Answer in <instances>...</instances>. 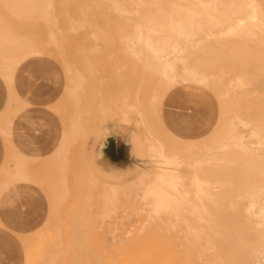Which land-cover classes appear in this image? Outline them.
<instances>
[{"label":"bare ground","instance_id":"obj_1","mask_svg":"<svg viewBox=\"0 0 264 264\" xmlns=\"http://www.w3.org/2000/svg\"><path fill=\"white\" fill-rule=\"evenodd\" d=\"M133 1L110 5L116 11H135L136 15L140 10L153 12V16L131 20L133 31L121 38L125 53L155 76L171 82L173 87L180 85L193 91L203 108L209 105L206 89L209 85L216 87L217 95L224 94L231 99L228 101L229 119L226 133L219 137L218 144L204 146L206 155L202 159H193L189 157L197 152L194 149L196 140H184V149L168 148L164 146L165 142L163 144L151 136L147 131L149 123L145 124L148 116H142L146 113L144 110L141 112L146 107L139 106L143 104L141 100L133 102L134 98L124 93L119 100L100 104L102 124L116 119L125 126H134L130 138L136 154L143 156L145 150L148 161L154 164L139 176V179L152 183L151 189L141 194L142 199L151 204L162 203V218L177 221L164 225V230L171 233L177 227L179 235L178 238H121L119 246L110 249L112 258L104 259V264H264V0ZM53 2L0 0V79L8 85L20 59L41 58L42 54L30 44L20 46L18 52L8 48L5 12L20 17L33 14L47 17L53 9ZM207 47L216 53L217 60L224 55L227 66L210 71L199 66L204 56L202 51ZM221 84L223 91L219 90ZM74 86L76 84H72L68 91L75 98ZM243 95L247 100L245 105L238 102ZM151 98L155 99L154 94ZM102 124L95 126L97 137L104 135ZM114 127L121 133L126 130L118 125ZM135 131L145 137V148L134 136ZM68 139V133L62 132L60 145L55 151L59 158L65 152ZM207 154L213 159L207 158ZM222 156H227L226 168L224 175H219L225 180L216 176L217 184L226 183L229 190L215 193L223 192L230 197L204 198L203 191L199 190L201 167L209 161L215 168L220 167ZM182 166H187L189 172L182 173ZM187 184L189 188L185 189ZM107 193L109 197L105 196V201H113L114 189L109 188L103 194ZM159 193L162 194L160 200L154 198ZM151 209L159 207L151 206ZM136 213L133 209L128 215L137 216ZM78 241L74 248L79 245ZM59 243L51 249L59 250L56 247L62 241ZM76 249L81 250V246ZM82 250L80 252L85 254L87 248ZM56 251L52 254L57 255L58 261L61 251L57 252L59 257ZM82 253L80 258L77 255L76 264H81ZM94 254L91 253L97 257Z\"/></svg>","mask_w":264,"mask_h":264},{"label":"rangeland","instance_id":"obj_2","mask_svg":"<svg viewBox=\"0 0 264 264\" xmlns=\"http://www.w3.org/2000/svg\"><path fill=\"white\" fill-rule=\"evenodd\" d=\"M132 2L135 1L54 0L53 9L47 17L41 14L20 17L5 10L9 12L8 14L5 12L8 48L12 52H18L20 46L30 44L41 52L43 58L62 71L64 91L55 112L61 118L63 132H67L69 137L65 152L60 158L55 153L50 161L36 167L35 172L40 176L33 178L29 175L30 162L20 157L5 182L7 184L17 180L33 181L44 191L49 200V215L44 224L30 238L22 240L24 264H74V261L82 256L81 253L84 252L82 249L86 250V248V256L82 253L84 261L80 259L82 261L79 263L98 264L101 260L104 264V259L112 258L110 249L114 246L118 247L121 238H178L179 236L177 227L174 228L175 232L171 231V233L164 230L166 227L164 225L177 221L173 218H162L163 204L159 201L151 204L142 199L141 194L150 190L152 183L139 179V176L143 171L154 167V164L148 161L145 150L143 156L132 152L133 158L130 164L124 163L126 168L122 170L123 174L113 175L96 163V144L102 138L97 137L95 132V126L102 124L100 104H107L109 100H119L124 93H129L130 97L134 98L133 102L135 99L139 102L141 100L143 104L138 103L140 108L146 107L141 109V112L144 110L143 112L146 113L142 116H148L145 124L147 126L149 123L147 127L150 129L146 130L151 136L163 144L165 142V147L184 149V140L171 138L163 122L165 98L172 90L183 88L180 85L173 87L171 82L155 76L125 53L121 38L133 31L131 20L153 16L151 11L140 10L136 15L135 11L121 12L110 6L112 3ZM202 52L204 56L199 66L208 71L219 66H227L228 60L224 55L217 60L216 53L208 47ZM24 60L26 59H20L14 68L16 69ZM179 67L180 64L177 65V70ZM72 84H76L75 98L68 91ZM219 87L221 88L219 90L223 91V84ZM214 89L216 87L211 85L206 89L205 95L209 105L205 108L199 103L198 97L191 95L194 94L193 91L183 89L185 95L195 99L196 104L194 107H188L189 110L191 113L200 114L208 127L201 136L194 138L196 140L194 149L197 152L190 154L189 158L202 159L206 155L203 153V147L217 145L219 137L226 133L230 108L228 101L231 99L228 100L224 94L217 95ZM153 94L155 99L151 98ZM242 98L245 99L246 96L243 95ZM242 98L238 99L239 104L242 102L241 105L247 104V100L244 101ZM116 121L113 119L104 122L101 125L102 130L105 132L107 126L118 125L126 128L123 133L126 136L131 135V131L135 130L132 125L125 126ZM3 133H8V126ZM134 136L145 148V137L138 131L134 132ZM69 154L71 162L68 165ZM209 156L210 154L207 158ZM226 158L227 156H222L218 168L211 165L210 161L201 167L199 190L203 191L204 198L230 197L223 192L215 193V191L229 190L226 183L218 185L216 178L224 175ZM210 159L213 157L210 156ZM185 167L187 166L181 167L182 173L189 172ZM220 177L222 181L225 180L223 176ZM186 181L188 182L189 178ZM109 188L114 189L113 201L104 199L105 196L109 197L108 193L103 194L104 191L108 192ZM186 188H189L188 184ZM154 198L160 200L162 194H156ZM151 206H158L159 209L153 210ZM133 209L136 210L137 216L129 217L128 212ZM77 240L81 245L78 243L79 245L74 248ZM58 242L64 246L62 247L65 252L61 250L60 243L59 248L56 247L59 250H54ZM79 246L82 252L76 249ZM89 250L97 254V257L92 256ZM52 251H56V254L61 251L59 252L61 255L58 254V257L60 255L58 261L57 255L54 256L55 252ZM79 252L81 256L78 255ZM69 258L74 259L73 263Z\"/></svg>","mask_w":264,"mask_h":264},{"label":"crops","instance_id":"obj_3","mask_svg":"<svg viewBox=\"0 0 264 264\" xmlns=\"http://www.w3.org/2000/svg\"><path fill=\"white\" fill-rule=\"evenodd\" d=\"M63 91L62 71L43 57L22 61L9 85L0 79V264H24L22 240L30 238L48 218L49 200L37 184L5 182L18 158L28 159L29 175L36 178L40 176L36 167L54 157L64 130L55 112ZM183 91L176 88L165 98L164 127L176 139H194L208 127L200 114L191 113L188 107H194L195 99ZM107 127L96 144V163L113 175L123 174L124 163L130 164L136 147L124 130Z\"/></svg>","mask_w":264,"mask_h":264}]
</instances>
